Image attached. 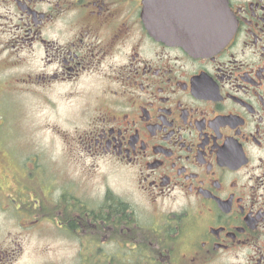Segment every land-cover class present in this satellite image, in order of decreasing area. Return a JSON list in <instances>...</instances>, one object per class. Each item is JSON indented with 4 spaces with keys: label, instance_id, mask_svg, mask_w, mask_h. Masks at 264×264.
I'll use <instances>...</instances> for the list:
<instances>
[{
    "label": "flooded vegetation",
    "instance_id": "1",
    "mask_svg": "<svg viewBox=\"0 0 264 264\" xmlns=\"http://www.w3.org/2000/svg\"><path fill=\"white\" fill-rule=\"evenodd\" d=\"M10 101L0 196L67 261L264 264V0H0Z\"/></svg>",
    "mask_w": 264,
    "mask_h": 264
},
{
    "label": "rangeland",
    "instance_id": "2",
    "mask_svg": "<svg viewBox=\"0 0 264 264\" xmlns=\"http://www.w3.org/2000/svg\"><path fill=\"white\" fill-rule=\"evenodd\" d=\"M74 106L75 104L67 105L59 109V112L57 111L56 122L58 125L67 128L73 126V122L78 119ZM1 107L0 123H2L1 113L4 110V115L7 119L6 127L10 139L9 143L11 145L10 149L13 153H19L21 155L24 153V148L19 144L22 143L23 139L26 140L30 136L32 139L33 136H28V130L22 127L20 122H18L19 105L16 101L3 103ZM30 111L32 112V109ZM60 111L64 114H61ZM46 114L51 115L48 110L45 111V115ZM66 116H69V118L66 119ZM73 136L79 137V134L73 133ZM51 138V134L45 136L41 135L40 142L47 143ZM57 142H61L59 137H57ZM99 164V171L101 168V181L102 171L105 169L107 171L108 167L104 165V162H100ZM108 181L113 186H117L120 189L126 187L125 185H121L120 181L115 177H108ZM103 187L104 185L100 182V189H103ZM3 205L6 208L9 205L10 209H4L2 207ZM51 234L52 231L49 228L42 229L32 226L30 228H23L20 224V216L15 209V203L9 200V204H7V202L3 200V197L0 196V253L13 251V253H11L12 259L10 261H0V264H76L75 262H69L65 259L70 250L69 247L63 242H52Z\"/></svg>",
    "mask_w": 264,
    "mask_h": 264
}]
</instances>
